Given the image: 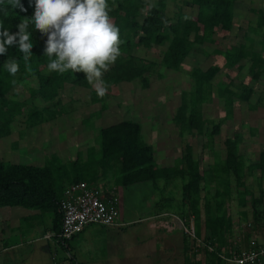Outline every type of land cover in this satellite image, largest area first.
Segmentation results:
<instances>
[{
  "label": "trees",
  "instance_id": "trees-1",
  "mask_svg": "<svg viewBox=\"0 0 264 264\" xmlns=\"http://www.w3.org/2000/svg\"><path fill=\"white\" fill-rule=\"evenodd\" d=\"M252 1V0H251ZM111 11L109 15L120 30L121 56L110 70L103 76L110 83L139 81L143 88L150 84L149 76L154 71L156 62L148 61L136 64L133 50L140 47L150 49L164 46V52L158 65L169 70H177L191 52L195 44H202L205 38L215 42L211 37L215 28L223 32L232 29L235 18L242 16L237 0H186L184 5L172 16L168 14L166 0H107ZM20 7L13 8L6 3L0 5V31L7 28L11 33L18 31V25L25 17L34 14V0H20ZM184 7L191 8V14L184 16ZM251 10V8H248ZM242 10H246L244 7ZM244 12V11H243ZM255 23L262 31L264 38V9L255 10ZM175 17L171 22V19ZM253 30L254 29H251ZM33 48L29 60L38 85L30 89L32 97H39L47 103L43 108H31L30 126H35L44 120L43 114L56 116L53 106L57 105L55 98L65 84H70L75 91V100L86 92L90 101L101 102L100 107L82 121L88 124L92 119H99L97 148L90 146L85 150V156L75 154L63 161L56 153H52L42 165L9 163L0 158V207L19 206L37 210L40 216L48 214L53 221L51 230L57 235L61 228V214L58 211L59 200L63 190L75 182H87L91 185L105 186L107 182L114 185L120 194L123 188H129L141 183H150L152 188H158L160 181L169 182L175 178L182 179L180 200L177 202L176 215L184 226H193L194 234L207 245H216L215 250L196 247L193 258L188 256V239L183 235V247L187 264H221L218 252H223L229 246V238L233 222L228 202L235 195L237 204L243 209L242 216L251 214V233L255 225L260 224L264 188V149L256 158L247 163L242 151L243 134L236 130L232 137L224 140V156L204 167L194 146L186 143L180 157L174 162L160 166L154 159V148L148 144L143 135L141 125L130 119H122L120 114L104 118L111 105L105 101L107 96L99 98L85 79L83 72L71 71L60 74L44 73L49 58L44 55L46 35L30 25ZM264 50V41L255 40L250 53L245 52L243 44L230 49H214L211 52L202 51V59L207 63L192 71L194 79V94L190 99L181 92L180 104L173 115V122L179 128V133L192 137L205 135L209 146L214 136L220 132V123L210 125L204 117V99L209 90V84L220 72V67L213 64V55L222 54L233 66L241 68L245 61L250 62V68L258 63H264L260 52ZM132 52V53H131ZM15 59L24 69L23 53L18 48L11 47L7 55H0V139L11 133V124L17 114L23 110V104L8 98L10 89L14 86V77L5 69V61ZM158 63V62H157ZM260 72L255 71L252 78L257 79ZM224 105L226 119L232 120L233 97L248 102L249 110L254 107L249 104L253 94L252 86H245L238 94L227 87ZM79 95V96H78ZM119 119V120H118ZM209 123V124H208ZM211 146V145H210ZM259 172L260 181L254 190H250L245 178L254 171ZM118 194V195H119ZM120 198V195H119ZM164 207L170 208L172 199L167 197ZM164 201H155L154 209L161 211ZM249 203V204H248ZM249 206V211L247 207ZM203 233V234H202ZM249 233V232H248ZM250 234V233H249ZM77 236V235H76ZM72 237L71 239L75 238ZM70 239V240H71ZM69 241V240H68ZM65 241V244L68 242ZM192 259L194 260L192 262Z\"/></svg>",
  "mask_w": 264,
  "mask_h": 264
},
{
  "label": "rangeland",
  "instance_id": "rangeland-1",
  "mask_svg": "<svg viewBox=\"0 0 264 264\" xmlns=\"http://www.w3.org/2000/svg\"><path fill=\"white\" fill-rule=\"evenodd\" d=\"M183 1L186 0H166L168 14L172 16L183 7ZM237 5L242 16L234 19L232 29L229 32H223L221 29L215 28L211 36L215 42L212 43L210 38H205L202 44L193 45L190 54L177 70H169L158 65L165 49L164 46L150 49L140 47L133 50L136 64L141 65L148 61L156 62L154 71L149 76L150 84L147 88H143L137 80L114 84L104 80L108 89L105 101L111 105L105 112L104 118L120 114L122 119L138 122L141 125L142 135L147 140L145 141L153 146L154 157L156 155L155 158L159 164L168 162L174 155L181 154L184 145L189 143L194 146L195 152L201 158L202 165L207 167L215 160L223 158L224 140L232 137L236 130L243 134L241 151L247 163L255 159L257 153L264 149V63H258L250 68V62L247 60L244 66L237 68L222 54L213 55V64L220 67V72L209 84V90L204 99L203 114L208 122L210 121V125L220 123L221 126L219 134L212 138L211 146L205 147L208 142L205 135L200 137H192L189 134L181 135L179 128L173 122L174 112L180 104L181 92H185L188 99L194 94L192 71L196 67L204 65L202 51L231 50L233 47L243 44L245 52L250 53L256 39L264 41L262 31L254 21L257 15L255 10L264 9V0H237ZM244 7L246 10H242ZM183 12L184 16L189 15L191 8L184 7ZM174 18L171 19V22L174 21ZM260 55L264 58V50L260 52ZM256 70L260 74L257 79H253L252 76ZM43 72L47 73L48 70L45 69ZM14 80V86L7 96L11 100L22 103L23 110L16 115L12 122L10 135L0 139L1 159L9 163L42 165V160L47 159L50 153H57L62 159L67 160V158L74 157L76 153L84 157L87 147L97 148L101 121L92 119L88 124H84L82 120L95 112L101 102L92 103L86 92L80 95L82 99L75 100L73 87L70 84H65L55 98V101L58 100L57 105L52 107L53 110H56V116L44 113V120L39 121L35 126H30V121L37 118L28 119L31 108L41 109L48 102L45 103L39 97L30 95V89L38 85L32 69L29 72L26 68L22 69L19 66ZM248 85L253 88L249 104L254 109L249 110L248 102L233 97L234 117L232 120L226 119L224 100L227 94L223 89L227 87L238 94ZM259 181V172L256 170L251 176L245 178L246 186L250 190H254ZM261 183L264 188V181ZM106 184L114 186L111 181ZM181 185L182 179L175 178L167 183L163 180L160 181L156 189L152 188L150 183H141L129 187L127 192L125 190L122 209L128 215L127 217L136 221L123 225L112 235L107 230L101 236V238L108 237L111 242L114 241L120 245L117 249V256L107 257L104 260L105 264L167 263L169 247L164 237L168 233V229L161 230V240L157 242L155 250L150 240L153 236L150 227L152 219L148 216L154 211L153 198L155 201H164L163 209L167 208L164 207L166 204L164 198L172 199L169 203L170 208H167L170 214L165 216L166 219H170V223L172 222L169 224L173 227L172 231L167 235L174 240L176 245L172 251L176 252V248L180 244L181 232L183 233L182 221L178 220L175 215V208L180 200ZM228 206L233 218H244L241 214L243 209L238 206L235 195L228 202ZM4 209L0 207V219H2ZM247 209L249 211V206ZM259 211L263 216L260 224L255 225V230L264 236V200ZM251 219L249 213L244 221ZM1 224L3 223L0 221V226ZM21 224L23 227L24 224ZM39 234L40 232L35 230L20 243L18 233L9 242H6L12 247L0 251V264H71L63 249L55 245L54 239L48 241L49 239L40 238ZM90 239L96 240L99 239V236L89 237ZM75 240L68 242L73 244ZM197 246L195 241L188 240L192 258ZM173 252L171 253L172 258L175 256ZM107 253L110 251L107 250ZM171 259L169 257L170 261ZM172 262L176 264L175 261Z\"/></svg>",
  "mask_w": 264,
  "mask_h": 264
},
{
  "label": "clouds",
  "instance_id": "clouds-1",
  "mask_svg": "<svg viewBox=\"0 0 264 264\" xmlns=\"http://www.w3.org/2000/svg\"><path fill=\"white\" fill-rule=\"evenodd\" d=\"M5 3L26 11L20 0H0V5ZM34 4L33 16L16 25L17 32L11 33L7 28L0 31V55H7L11 47L18 48L30 72L33 42L29 29L34 25L36 31L47 37L44 55L49 58L48 71L83 72L96 95L103 98L108 90L103 76L121 56L123 43L120 30L109 15L107 0H34ZM4 66L13 77L19 71L14 58L6 60Z\"/></svg>",
  "mask_w": 264,
  "mask_h": 264
},
{
  "label": "crops",
  "instance_id": "crops-1",
  "mask_svg": "<svg viewBox=\"0 0 264 264\" xmlns=\"http://www.w3.org/2000/svg\"><path fill=\"white\" fill-rule=\"evenodd\" d=\"M180 155L181 154L174 155L171 160H169L168 162H162V164H159L157 162L155 158L156 155L154 158L157 164H159L160 166H165L167 164L174 162V160L180 157ZM45 160L46 159L42 160V163H44ZM62 160L65 161L64 159ZM125 190L127 192L129 188L121 189L120 194H119L120 195V211H119V218H118L117 226L103 227V226L96 225V224H90L86 226L83 229V231L79 233L75 238L71 239L72 241L76 239L73 242V244L72 243L70 244V242H67L65 245L60 246L55 243V245H57L58 247L60 246L61 249H63V251L67 254V257L70 259L71 264H105L104 260L107 257L117 256V249H118V246L120 247V245H118L114 241L111 242L110 238L108 237L107 238L102 237L103 238L102 239L101 236L105 234L107 230H108V233L112 235L116 231H118V229L121 228L123 225L136 221L135 219L133 220L127 217L128 215L124 213V210L122 209L123 198L125 196ZM133 190L135 191V189ZM152 202L155 203L154 198ZM1 208H5V209L2 212V219H0L1 223H3L0 226V251H5L7 249H10L12 245L7 244L6 242H9V240L15 237L16 235H18V233L20 237V239L18 238L20 243H22L23 239H25L35 230L37 232H40L39 234V236L41 235L40 238H44L47 240L49 239L48 241H50V239H53L52 237L46 238V235H51L52 233H54L51 230L53 221H52V218L48 214H45L44 216H40L37 210H31V209H27V208H23L19 206H14V207L5 206ZM167 214H170V211H168L167 208L166 209L162 208L161 211H156V209H154V211L148 216V218L152 219V221L150 222V227H151L153 236L150 238V240L155 250H156L157 242L161 240V235H162L161 230L163 228H167L168 233L172 231L173 227L169 226V224H171L172 222L170 223L169 221L170 219L169 220L166 219L165 215ZM176 216L175 217L178 220H180V217H178V215ZM231 217H232V222H233V229H232V232L229 238V243H230L229 246L244 247L247 245L248 238L251 236L243 227V224L247 221H244L245 218L235 219L233 218L232 215ZM30 220L31 222H29ZM21 223L24 224L23 227ZM21 227L23 228L22 231H21ZM167 234L165 235L164 238L166 239V244L169 247L168 254L171 259L172 258L171 253L173 252L172 248L173 247L175 248L176 244H174V240L171 237H169V235ZM253 235L258 240L264 241V236L256 232V230L253 232ZM97 236H99V239L89 240V237L95 238ZM87 238L88 240H86ZM107 250H109L110 253L106 254ZM173 253L175 254L174 258H172L170 261L168 257L166 264H169V263L173 264L172 261H175L176 264H187V260L185 259L184 247H183V233L182 232H181L180 244L178 245V248H176V252H173ZM221 264H232V263L222 262Z\"/></svg>",
  "mask_w": 264,
  "mask_h": 264
},
{
  "label": "built area",
  "instance_id": "built-area-1",
  "mask_svg": "<svg viewBox=\"0 0 264 264\" xmlns=\"http://www.w3.org/2000/svg\"><path fill=\"white\" fill-rule=\"evenodd\" d=\"M58 211L61 214V228L57 235L52 233L46 238H53L55 243L62 246L65 241L78 235L83 229L96 224L103 227H114L118 224L120 211V198L115 187L112 185L97 186L87 182H75L68 185L59 200ZM183 234L188 240L196 242L197 247H207L212 251L216 245H207L194 234L193 226L182 224ZM243 227L250 233L247 245L228 246L218 252L222 262L232 264H264V241L258 240L252 231L251 221L243 224ZM190 250H192L190 248ZM191 257V251H188Z\"/></svg>",
  "mask_w": 264,
  "mask_h": 264
}]
</instances>
